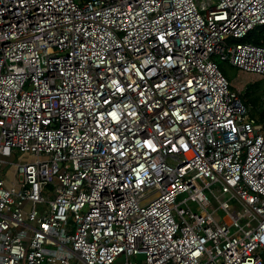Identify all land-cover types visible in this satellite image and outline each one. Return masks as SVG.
Instances as JSON below:
<instances>
[{
    "label": "built area",
    "instance_id": "built-area-1",
    "mask_svg": "<svg viewBox=\"0 0 264 264\" xmlns=\"http://www.w3.org/2000/svg\"><path fill=\"white\" fill-rule=\"evenodd\" d=\"M263 26L264 0H0V264H264L263 125L214 60L264 77Z\"/></svg>",
    "mask_w": 264,
    "mask_h": 264
},
{
    "label": "rangeland",
    "instance_id": "rangeland-1",
    "mask_svg": "<svg viewBox=\"0 0 264 264\" xmlns=\"http://www.w3.org/2000/svg\"><path fill=\"white\" fill-rule=\"evenodd\" d=\"M260 28L256 29L254 32L251 33V36L246 41L251 42V37L256 38L258 36ZM220 69H222L223 73L228 75L230 77V88L238 92L240 95L243 94L245 88L249 84H258V88L264 89V77L252 75V74H245L239 71L238 69L232 67L228 62L221 61L218 58H214ZM256 94H259L258 91L255 92ZM260 105V109L264 108V95H261V100L258 102V106ZM249 114L260 124L263 125V131L262 134L264 135V122H261L258 119L257 114H253L251 110L249 109ZM114 264H121V258H119L116 263Z\"/></svg>",
    "mask_w": 264,
    "mask_h": 264
},
{
    "label": "trees",
    "instance_id": "trees-1",
    "mask_svg": "<svg viewBox=\"0 0 264 264\" xmlns=\"http://www.w3.org/2000/svg\"><path fill=\"white\" fill-rule=\"evenodd\" d=\"M264 38V26L260 27L258 36L256 38H251L252 44L254 45H261V40ZM219 67V66H218ZM220 69V67H219ZM222 74L227 78V80L230 81V77L223 73L222 69H220ZM231 84V83H230ZM258 91L259 94H256L255 92ZM264 95V89L258 88V84L254 83L249 84L246 86L244 92L241 96V98L244 100L247 107L251 110L253 114H257L258 119L261 122H264V108L260 109V105L258 106V102L261 100V95Z\"/></svg>",
    "mask_w": 264,
    "mask_h": 264
}]
</instances>
